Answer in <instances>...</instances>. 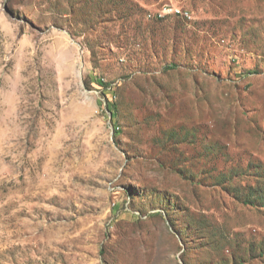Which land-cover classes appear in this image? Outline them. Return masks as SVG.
<instances>
[{
    "label": "rangeland",
    "instance_id": "rangeland-1",
    "mask_svg": "<svg viewBox=\"0 0 264 264\" xmlns=\"http://www.w3.org/2000/svg\"><path fill=\"white\" fill-rule=\"evenodd\" d=\"M0 264H264V0H0Z\"/></svg>",
    "mask_w": 264,
    "mask_h": 264
},
{
    "label": "trees",
    "instance_id": "trees-1",
    "mask_svg": "<svg viewBox=\"0 0 264 264\" xmlns=\"http://www.w3.org/2000/svg\"><path fill=\"white\" fill-rule=\"evenodd\" d=\"M174 68V66H171V67H168L167 69H173Z\"/></svg>",
    "mask_w": 264,
    "mask_h": 264
}]
</instances>
